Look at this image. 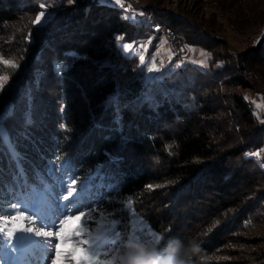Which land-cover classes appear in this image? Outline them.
<instances>
[{
    "label": "trees",
    "instance_id": "trees-1",
    "mask_svg": "<svg viewBox=\"0 0 264 264\" xmlns=\"http://www.w3.org/2000/svg\"><path fill=\"white\" fill-rule=\"evenodd\" d=\"M51 1L60 9L38 24ZM125 10L116 0H0V217L68 161L102 208L139 191L162 233L146 253L154 264H264V251L240 246L247 252L232 260L225 248L264 211V121L227 89L243 85L238 66L264 56V33L238 66L188 62L149 81L118 45L149 34ZM97 161L105 182L94 177Z\"/></svg>",
    "mask_w": 264,
    "mask_h": 264
},
{
    "label": "rangeland",
    "instance_id": "rangeland-1",
    "mask_svg": "<svg viewBox=\"0 0 264 264\" xmlns=\"http://www.w3.org/2000/svg\"><path fill=\"white\" fill-rule=\"evenodd\" d=\"M125 1L119 0V4L126 9L124 15L131 22L146 25L149 34L133 39L121 35L118 45L120 49L124 44L131 45L122 52L139 58L149 81L161 79L188 62L203 68L233 63L238 66L240 55L252 47H258L264 33V0H128L130 9L123 6ZM44 7L37 15L44 14L38 24L46 23L61 5L51 1ZM144 12L150 18L138 20L137 14ZM169 19L188 23L186 25L207 44L196 41V37H188L186 31L170 24ZM153 25L158 27L154 28ZM173 37L180 41L181 57L172 48ZM237 73V80L243 85L232 84V81L227 89L241 92L256 117L264 121V56L252 61L247 71L238 66ZM225 104L228 107L227 101ZM258 154L262 156L264 148ZM73 168L67 161V164L55 168L56 175L47 185L35 187L33 183V187L9 201L4 215L0 217V264H51L55 257L49 247L50 239L59 244L61 261L70 264L64 254L71 251L73 242L85 240L91 243L97 229L103 226L101 217L106 221L115 220L120 237L127 234L130 238L122 239L125 246L102 248L97 256L88 251V245L80 244L75 253L78 259L87 255L93 264H109L110 261L111 264H154V259L146 253L161 242L162 233L147 220V214L153 210L140 203L139 191L115 199L113 209L102 208L96 204L93 196L97 191L90 183L76 178ZM103 168L104 162L97 161L94 177L105 182L107 178L102 173ZM258 220L250 229L238 233L225 247L226 253L237 254L229 259L242 257L241 251L247 252L240 246H246L247 254L264 251V211ZM63 221L67 223L63 226V232L57 235ZM77 230L82 233L80 237L74 235ZM45 232H52L53 237L38 235ZM153 234L158 237L155 242ZM61 238L64 243H60Z\"/></svg>",
    "mask_w": 264,
    "mask_h": 264
},
{
    "label": "snow or ice",
    "instance_id": "snow-or-ice-1",
    "mask_svg": "<svg viewBox=\"0 0 264 264\" xmlns=\"http://www.w3.org/2000/svg\"><path fill=\"white\" fill-rule=\"evenodd\" d=\"M117 3H119V0H117ZM43 13H40L39 16H37V23H39L41 17L43 16ZM131 47V45L129 44H124L122 46L121 50H127ZM141 60H143V57H141ZM5 63H9L8 61H5ZM61 67H63L64 69L67 68V66H60L57 65V69L58 71L61 69ZM61 127L63 128V125H61ZM65 164H67V161H65ZM262 167H264V164H262ZM14 219H19V217H15ZM68 219L70 220L71 217H68ZM106 218L101 217V222L103 224V226L101 228L97 229V235L91 238V243H89V241H85V240H81L79 241V243H75L73 242V248L71 249V251L67 252L64 254L65 259L67 261L70 262V264H93L92 259L85 255L81 258H77L75 256L76 251L78 250L80 244H86L88 245V251L92 252L93 256H97L100 254V250L102 248H106L109 246H114L116 245V241L121 240V239H128L130 238L127 234L121 238L120 234L116 231V222L115 220H110V221H106ZM67 223V221H63L61 226H60V232L57 233V235H60L63 232V226ZM29 231H31V229H29ZM9 236L12 235L11 232L8 233ZM38 235H44L46 237H53V233L52 232H45V233H38ZM74 235L76 237H80L82 235V233L77 230L74 232ZM134 238V233H133V237ZM156 240H158V237L155 236V234H153V242H155ZM65 241L63 240V238H61L60 243H64ZM49 247L52 248V251L54 253V259L51 260V264H64V261H61L60 257H61V252H60V248H59V244L56 243L55 240L50 239L49 240ZM115 259V258H113ZM109 264H111V261L109 262Z\"/></svg>",
    "mask_w": 264,
    "mask_h": 264
},
{
    "label": "bare ground",
    "instance_id": "bare-ground-1",
    "mask_svg": "<svg viewBox=\"0 0 264 264\" xmlns=\"http://www.w3.org/2000/svg\"><path fill=\"white\" fill-rule=\"evenodd\" d=\"M125 3V4H124ZM123 3V6L124 7H127L128 9H130L129 7H130V3L129 2H124ZM137 18H138V20H140V21H146V19H149L150 18V16H149V14H137ZM144 18H146V19H144ZM153 27L154 28H156V27H158L157 25H153ZM172 39V48H173V50L175 51V52H177V49H176V47H175V44H174V42H173V38H171ZM176 54H178V53H176Z\"/></svg>",
    "mask_w": 264,
    "mask_h": 264
},
{
    "label": "built area",
    "instance_id": "built-area-1",
    "mask_svg": "<svg viewBox=\"0 0 264 264\" xmlns=\"http://www.w3.org/2000/svg\"><path fill=\"white\" fill-rule=\"evenodd\" d=\"M125 2H129L130 3V1H128V0H126ZM139 14V13H138ZM143 14H148V13H146V12H144ZM140 15V14H139ZM173 42H174V44H175V47H176V49H177V53L180 55V57L182 56L181 55V49H180V41L178 40V38H175V37H173Z\"/></svg>",
    "mask_w": 264,
    "mask_h": 264
}]
</instances>
